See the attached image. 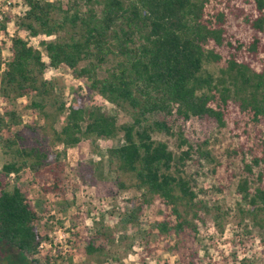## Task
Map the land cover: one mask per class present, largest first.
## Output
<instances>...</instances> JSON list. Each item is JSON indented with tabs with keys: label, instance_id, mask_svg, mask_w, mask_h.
<instances>
[{
	"label": "trees",
	"instance_id": "16d2710c",
	"mask_svg": "<svg viewBox=\"0 0 264 264\" xmlns=\"http://www.w3.org/2000/svg\"><path fill=\"white\" fill-rule=\"evenodd\" d=\"M16 1L23 6L16 28L50 38L38 41L46 60L15 35L8 39L7 58L0 56V96L6 104L0 110L1 241L32 264H58L49 252L38 256L48 237L40 230L38 202L27 194L34 186L44 196L58 197L68 187L60 152L45 145L47 131L53 143L64 146L121 133V142L106 150L108 168L116 173L118 188L138 192L124 200L123 220L137 222L153 202L160 213L142 237L145 255L154 249L150 232L166 240L185 229L196 233L209 218L216 221L220 207L199 199L201 189L185 172L188 164L201 161L214 164L212 173L219 166L208 139L192 142L182 133L180 126L197 117L217 128L228 126L235 139L223 153L226 178L238 196L234 209L247 236H257L264 246V0ZM11 17L0 14V36L7 35ZM234 19L247 32L240 33L241 42L227 32ZM212 63L216 72L205 67ZM58 65L128 119L117 123L95 102L83 106L78 96L66 104L60 88L44 76L46 68ZM27 95L29 108L44 122L40 128L22 124L15 110V102ZM154 133L174 136L176 150ZM23 169L30 179L21 188L15 181ZM102 230L99 222L87 235L81 229L71 235L73 242L87 240L85 248L94 252L91 240L103 238ZM194 257L185 264H194Z\"/></svg>",
	"mask_w": 264,
	"mask_h": 264
},
{
	"label": "rangeland",
	"instance_id": "374dc122",
	"mask_svg": "<svg viewBox=\"0 0 264 264\" xmlns=\"http://www.w3.org/2000/svg\"><path fill=\"white\" fill-rule=\"evenodd\" d=\"M22 8L23 6L16 0H0V14L6 13L12 16L6 26L7 35L0 36V56L7 58L8 39L15 35L26 39L40 51L42 59L46 60L45 52L38 41L50 37L44 35L31 37L23 29L16 28V16ZM227 30L240 42L243 37L240 33L244 36L247 34L241 22L235 19L231 20ZM231 42L237 44L232 38ZM240 47L245 48L244 45ZM205 67L209 71L216 72L218 65L212 63ZM44 76L53 80L60 88L66 104L78 96L83 106L93 101L114 115L117 123L128 119L126 114L106 99L88 89L83 79L73 78L64 65L46 68ZM31 98L27 95L18 99L14 105L15 110L22 124L40 128L44 122L29 108L28 103ZM5 105V101L0 96V110ZM62 122L63 114L54 124V128L58 129ZM180 127L183 135L192 142L208 139V146L213 147L214 154L219 160L215 173L211 172L214 164L207 161L188 164L185 167V172L194 178L195 189H201L197 197L208 204L220 207L221 215L217 216L216 221L209 218L197 225L196 233H189L188 229H185L184 234L177 236L171 234L166 240H161L154 231L150 232L149 246L154 249L151 255H145L142 237L148 233L146 231L149 224L155 218H160V213L157 211L156 202H153L152 205L145 207L137 222L127 223L123 220L126 206L124 200L136 197L138 192L129 186L118 188L116 173L108 168L106 150L121 142V133L93 141L81 139L75 145L64 146L53 143L51 134L47 131L45 145L52 151L60 152L59 158L65 165L64 178L69 183L65 194L58 197L44 196L34 186L28 188L29 198L33 202H38L40 230L48 237V240H43L38 256L49 252L55 256V262L58 264H185L187 258L194 254V264H261L264 246L257 236L249 238L246 232L248 229L243 230L238 221L234 209L238 196L234 192L233 183L227 180L224 172L226 164L224 150L236 145L235 139L229 136L228 126L217 128L211 122L190 117ZM37 132L41 137V130L37 129ZM153 138L166 141L170 149L176 150L174 136L154 133ZM2 161L3 156L0 152V165ZM11 179H14L13 175ZM29 179L30 173L23 169L15 184L21 188L27 187ZM217 184L227 186L218 192L214 189ZM99 222L103 227L104 236L91 240L94 252L87 251L85 248L87 240L83 238L73 242L75 238L71 234L75 229H81L87 235L92 228L99 226ZM239 233L242 236L237 237L235 234ZM0 264L32 263L15 248L0 240Z\"/></svg>",
	"mask_w": 264,
	"mask_h": 264
}]
</instances>
